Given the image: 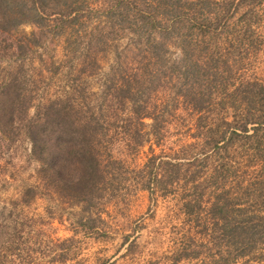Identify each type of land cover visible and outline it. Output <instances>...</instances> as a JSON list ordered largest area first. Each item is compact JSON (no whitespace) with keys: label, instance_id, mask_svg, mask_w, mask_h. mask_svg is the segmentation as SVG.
I'll return each mask as SVG.
<instances>
[{"label":"trees","instance_id":"1","mask_svg":"<svg viewBox=\"0 0 264 264\" xmlns=\"http://www.w3.org/2000/svg\"><path fill=\"white\" fill-rule=\"evenodd\" d=\"M261 1L0 0L1 30L27 20L38 33L47 29L66 43V57L74 61L69 68L73 72L68 84L70 91L40 101L32 112H29L32 96L25 88L26 81L17 74L0 80V135L10 142L19 131L29 142L28 155L37 164L38 182L65 201L81 203L87 214L78 219L85 232L96 230L97 207L103 192L112 190L118 182L119 167L126 160L118 156L135 152L147 139L146 131L142 130L144 117L150 118L148 132L167 138L166 129H162L169 116L193 113L197 127L203 117L197 112L215 109L217 117L207 126L202 149H218L219 141L225 147L241 137L243 143L248 142L253 155H260L264 137V68L259 78L245 82L241 98L232 95L230 102H226L221 93L227 89L225 73L231 69L228 57L220 59L211 49L203 56L202 49L205 42L214 43V31L225 26L229 15L239 8L246 21L243 30L247 31L250 28L247 17ZM92 12L98 16L97 23L86 25ZM113 38L123 42L118 43L114 63L100 86V101L92 108L78 78L81 73L93 71L98 53ZM28 41L38 44L33 36ZM170 47L176 49L174 58H170ZM167 106L168 112L164 110ZM165 112L169 115L163 118ZM227 129L231 131L224 136ZM196 131L192 136L197 138ZM155 142L159 144L158 139ZM152 162L153 157L149 156L144 167ZM259 172L243 187L250 213L239 216L240 209L236 208L227 219L225 211L217 207L223 220L221 239L226 240L228 253L230 247L252 251L264 235V217L254 211L264 188ZM160 180L147 171L136 184L145 189ZM192 186L195 193L197 185ZM34 194V186L26 185L19 200L28 201ZM194 201L197 204L196 198ZM185 206L188 210L192 207L187 202ZM127 238L128 234H123L120 244ZM210 241L215 242L214 236H210ZM64 242H59V246ZM190 244L187 241L177 248L175 258L181 254L188 257L184 248ZM193 249L190 253L196 254ZM58 259H63L62 253ZM11 262L22 264V260L15 258Z\"/></svg>","mask_w":264,"mask_h":264},{"label":"rangeland","instance_id":"2","mask_svg":"<svg viewBox=\"0 0 264 264\" xmlns=\"http://www.w3.org/2000/svg\"><path fill=\"white\" fill-rule=\"evenodd\" d=\"M30 3L28 1L27 5ZM254 8L247 17L250 23L247 31L243 30L246 21L239 8L229 15L225 26L214 31V43L203 44V56L211 49L220 59L228 57L231 69L225 73L227 89L221 93L226 102H230L232 95L241 98L245 82L259 78L264 68V0ZM97 17L90 13L85 24L97 23ZM44 21L50 24L48 19ZM51 32L45 29L38 33L27 20L7 30L0 29V80L17 74L26 81L25 88L32 96L29 112L40 101L70 91L68 84L73 72L69 68L74 61L66 57V43ZM31 36L38 44L28 41ZM237 38L241 41H236ZM122 42L113 38L105 50L98 53V64L93 71L79 75L78 80L92 108L100 101V86L114 63L118 43ZM175 54L176 49L170 47V58ZM216 111L197 112L203 116L197 127L193 113L169 116L162 129H166L167 138L148 132L150 118L144 117L142 130L146 131L147 139L135 152L118 156L126 159L124 166L119 167L118 182L112 190L103 192L97 207L96 230L86 232L78 219L87 214L81 203L65 201L38 182L37 164L28 155L29 142L19 131L10 142L0 135L1 264H10L12 258L22 260V264H264V235L252 251L230 247L228 253L226 240L221 239L220 225H216L214 240L218 244L206 241L213 235L207 208L211 185H242L253 178L256 171H260L258 174L264 181V137L260 155H253L248 142L243 143L241 137L225 147L219 141L218 149H202L204 134L207 126L214 123ZM167 112L163 113V118L169 115ZM228 112L234 111L228 109ZM234 113L238 115L237 111ZM196 130L199 132L197 138L192 136ZM230 131L227 129L224 136ZM157 139L159 144L155 142ZM149 156L153 157V162L144 167ZM147 171L161 180L141 189L136 183ZM193 184L204 187L203 197L197 204ZM26 185H33L35 194L28 201H21L19 196ZM186 202L192 205L190 210ZM125 233L128 238L120 244ZM62 240L65 242L60 247ZM187 241L191 243L184 248L188 257L181 254L175 258L179 253L175 250ZM66 244L69 248L64 249ZM191 248L196 254H191ZM60 253L61 260L58 259Z\"/></svg>","mask_w":264,"mask_h":264},{"label":"crops","instance_id":"3","mask_svg":"<svg viewBox=\"0 0 264 264\" xmlns=\"http://www.w3.org/2000/svg\"><path fill=\"white\" fill-rule=\"evenodd\" d=\"M212 180V179H210ZM246 183V182H244ZM200 185V183L198 182ZM197 185V184H196ZM199 185L195 188V196H196V202H198L201 197H203L202 193L203 186L199 188ZM245 184L237 183L232 185V187H229L228 185L224 184H218L216 187L215 185H211V190H207L209 195L207 196V201L209 202L207 208L210 213V221H211V233L213 234L215 239V231H217L216 225H221L223 223L222 217L220 216V211L217 207H221L222 210H224L225 217L231 218L233 216V212L236 208L240 209L238 211L239 216H244L246 213H250V207H248V201L249 199L243 192V187ZM216 187V188H215ZM261 202L259 205L254 207V211L258 212V214L262 215L264 217V188L262 189V195H261ZM218 209V210H217ZM246 212V213H245ZM264 219V218H263ZM210 228V227H209ZM209 237L206 238V241H209ZM205 241V242H206ZM125 243V242H124Z\"/></svg>","mask_w":264,"mask_h":264}]
</instances>
